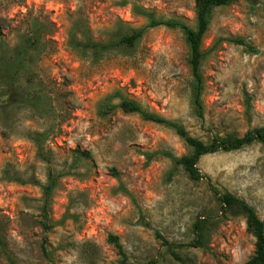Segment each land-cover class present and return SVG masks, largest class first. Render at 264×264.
Instances as JSON below:
<instances>
[{
	"label": "rangeland",
	"instance_id": "obj_1",
	"mask_svg": "<svg viewBox=\"0 0 264 264\" xmlns=\"http://www.w3.org/2000/svg\"><path fill=\"white\" fill-rule=\"evenodd\" d=\"M135 6L194 24L192 0H0V46H13L34 19L42 32L49 30L34 78L53 111L41 118L14 105L0 113V264H244L252 253L244 217L223 213L211 186L242 199L264 225V145L201 155L197 180L180 167L168 178L169 160L146 152L185 154L171 129L118 109L99 117L95 107L119 87L204 142L264 126V0H235L211 10L202 39L201 118L190 108L187 53L178 29L148 27L128 53L112 51L94 63L65 44L73 22L87 26L98 41L117 27L143 25ZM230 36L253 50L228 41ZM8 99L0 96V103ZM43 130L50 164L62 172L46 218L33 182L45 181V163L27 137ZM74 149L88 151L89 158L75 156ZM5 169L19 179H6ZM197 219L198 246L192 228ZM108 234L116 236L121 253Z\"/></svg>",
	"mask_w": 264,
	"mask_h": 264
},
{
	"label": "trees",
	"instance_id": "obj_2",
	"mask_svg": "<svg viewBox=\"0 0 264 264\" xmlns=\"http://www.w3.org/2000/svg\"><path fill=\"white\" fill-rule=\"evenodd\" d=\"M194 24L191 26L179 18L159 17L152 11L140 6L133 7V11L145 19V23L137 27H117L113 31L112 37L105 41L92 39L90 32L85 25L73 22L66 33L65 44L67 47L82 58L94 63L105 54L112 51H119L123 54L132 50L144 31L148 27L162 25L168 28L178 29L184 40L186 47V64L188 67L190 80L188 84L189 104L193 115L201 118L203 115L202 90L203 77L201 72V61L205 55L202 48V39L208 28L210 13L213 7L229 4L235 0H192ZM49 33L42 32L40 21L34 19L30 23L28 32L18 34L17 41L13 46H0V96L8 95V101L0 103V113H5L16 105L31 112V115L50 118L53 111L47 93L41 88V80L34 78V66L46 53V41L43 35ZM235 44H239L245 51H252L250 44L241 37L230 36L226 38ZM2 45V42H0ZM116 109L123 113H134L142 120L150 121L171 129L184 143L187 152L182 155H174L167 150L146 152L148 157L155 154L166 157L170 162V167L166 176L170 178L177 167H180L191 180L201 178L196 163L201 155L213 153L215 151H231L239 149L251 143L264 145V126H255L246 129L241 135L227 134L224 136H212L207 142L192 137L185 128L177 121L165 118L154 111L149 110L130 97L123 89L116 87L103 95L97 102L95 113L99 117L112 114ZM27 137L35 147L36 156L45 163V181L39 185L41 193V215L47 217L48 203L51 198L61 171L56 170L50 164L49 150L43 144L46 138V130L30 131ZM75 156L89 158L86 150L74 149ZM66 171V170H65ZM5 178L18 180L17 175L7 174ZM207 182V180H206ZM207 184H209L207 182ZM211 191L220 204L223 213L240 214L244 217L245 230L254 238L253 251L245 260L244 264H264V225L258 218L253 208L235 195L219 191L211 186ZM43 228L48 229L47 222H41ZM202 220L193 222L192 228L195 236L194 245H200ZM107 240L113 244L118 253H121V246L116 236L108 234ZM12 263V262H11ZM139 264H154L153 261Z\"/></svg>",
	"mask_w": 264,
	"mask_h": 264
}]
</instances>
